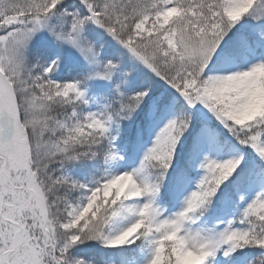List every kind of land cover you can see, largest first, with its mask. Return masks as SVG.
Returning a JSON list of instances; mask_svg holds the SVG:
<instances>
[{"label": "snow or ice", "instance_id": "6c2138e0", "mask_svg": "<svg viewBox=\"0 0 264 264\" xmlns=\"http://www.w3.org/2000/svg\"><path fill=\"white\" fill-rule=\"evenodd\" d=\"M0 264H264V0H0Z\"/></svg>", "mask_w": 264, "mask_h": 264}]
</instances>
